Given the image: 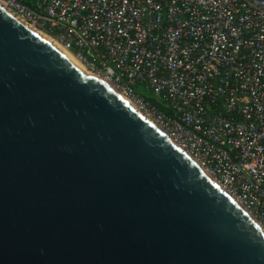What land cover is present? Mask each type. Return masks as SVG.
<instances>
[{
	"label": "water",
	"instance_id": "obj_1",
	"mask_svg": "<svg viewBox=\"0 0 264 264\" xmlns=\"http://www.w3.org/2000/svg\"><path fill=\"white\" fill-rule=\"evenodd\" d=\"M0 264H264V229L0 4Z\"/></svg>",
	"mask_w": 264,
	"mask_h": 264
},
{
	"label": "built area",
	"instance_id": "obj_2",
	"mask_svg": "<svg viewBox=\"0 0 264 264\" xmlns=\"http://www.w3.org/2000/svg\"><path fill=\"white\" fill-rule=\"evenodd\" d=\"M0 4L127 98L264 229V0Z\"/></svg>",
	"mask_w": 264,
	"mask_h": 264
},
{
	"label": "bare ground",
	"instance_id": "obj_3",
	"mask_svg": "<svg viewBox=\"0 0 264 264\" xmlns=\"http://www.w3.org/2000/svg\"><path fill=\"white\" fill-rule=\"evenodd\" d=\"M40 34H42L43 36H45L42 32H39ZM46 38H48L47 36H45ZM50 41H52L53 43H55L52 39L48 38ZM56 44V43H55ZM57 45V44H56ZM58 46V45H57ZM70 54V53H69ZM90 73V72H89ZM93 77H95L97 79L96 76H94V74L90 73ZM99 80V79H98ZM102 81V80H101ZM208 174V173H207Z\"/></svg>",
	"mask_w": 264,
	"mask_h": 264
},
{
	"label": "rangeland",
	"instance_id": "obj_4",
	"mask_svg": "<svg viewBox=\"0 0 264 264\" xmlns=\"http://www.w3.org/2000/svg\"><path fill=\"white\" fill-rule=\"evenodd\" d=\"M146 94H147L148 96H151V93H150V92H146Z\"/></svg>",
	"mask_w": 264,
	"mask_h": 264
},
{
	"label": "trees",
	"instance_id": "obj_5",
	"mask_svg": "<svg viewBox=\"0 0 264 264\" xmlns=\"http://www.w3.org/2000/svg\"><path fill=\"white\" fill-rule=\"evenodd\" d=\"M28 3H29V0H28Z\"/></svg>",
	"mask_w": 264,
	"mask_h": 264
}]
</instances>
